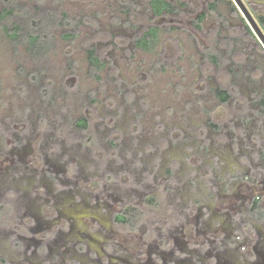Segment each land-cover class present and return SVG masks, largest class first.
<instances>
[{
  "label": "rangeland",
  "instance_id": "obj_1",
  "mask_svg": "<svg viewBox=\"0 0 264 264\" xmlns=\"http://www.w3.org/2000/svg\"><path fill=\"white\" fill-rule=\"evenodd\" d=\"M169 1L174 10L157 17L148 0H0V11L10 3L20 9L0 16V256L7 264H27L11 244L24 236L30 252L29 242L46 231L41 216L55 214L52 193L78 201L82 195L91 203L96 196L114 208L124 188L138 192L136 182L145 174L152 182L149 173L161 160L175 158L168 166L178 178L170 185L190 181V189L198 180L211 184L221 164L229 169L223 159L262 150L261 41L233 0ZM242 2L264 33V0ZM50 10L56 14L45 28L49 45L33 53L25 40L33 28L28 16L45 18ZM16 24L20 36L13 39L3 25ZM152 24L160 26L155 48L135 47ZM88 47L105 60L98 77L89 67ZM218 88L229 91L227 101L215 95ZM80 117L88 119L87 128L76 125ZM157 179L166 213L172 189L164 176ZM213 179L228 186L223 176ZM18 223L31 229L25 233Z\"/></svg>",
  "mask_w": 264,
  "mask_h": 264
},
{
  "label": "flooded vegetation",
  "instance_id": "obj_2",
  "mask_svg": "<svg viewBox=\"0 0 264 264\" xmlns=\"http://www.w3.org/2000/svg\"><path fill=\"white\" fill-rule=\"evenodd\" d=\"M260 143L263 145L261 151L253 147L245 154L241 152L232 161L225 158L223 160L231 162V167L226 169L227 163L222 162L219 172L212 173L214 178H225L229 186H224L225 189L221 184L214 183L213 177L211 184L204 185L198 180L190 189V181H185L180 187L170 185L178 178L174 168L168 166V162L176 161L171 158L169 161L161 160V165L149 173L153 177L151 183L146 182V174L136 182L140 186L138 192L124 188L122 198L114 208L96 196L91 203L82 195L78 201L72 195L65 200L60 192L52 193L50 205L55 214L51 219L41 216L45 224L43 228L46 229L42 237L36 242H29L28 254L24 242H21L24 236L21 240L15 239L11 244L15 252H12L17 259L21 256V260H27V264H156V257H170L174 247L181 250L187 248L186 252L190 255L199 254V248L205 241V227L203 224L199 228L198 240L191 227L196 219L201 218L197 204L209 205L208 194L211 190L214 192L211 196L213 203L223 198L218 205L225 206L230 213L236 212L237 224L241 227L233 237L239 243L240 252L244 256L250 255L255 247L251 241H264V143ZM249 171L252 173L249 174ZM164 172L168 174L164 175ZM45 176L49 177L47 174ZM163 176L169 181L165 187L172 189L169 193H174L164 202L166 213L160 204L159 192L162 189L157 179ZM50 189L48 185L46 191ZM134 194L139 197L137 201L133 199ZM175 194L182 199L176 202ZM189 207L195 209L194 218L181 209ZM32 208H35L34 203L29 206V209ZM28 225L18 223L16 226L23 227L26 233L28 228L31 229ZM50 225L55 226L52 233ZM200 255L203 257V254ZM31 257L36 261H31ZM7 261L0 256V264H7ZM176 261V264H187L184 260Z\"/></svg>",
  "mask_w": 264,
  "mask_h": 264
},
{
  "label": "crops",
  "instance_id": "obj_3",
  "mask_svg": "<svg viewBox=\"0 0 264 264\" xmlns=\"http://www.w3.org/2000/svg\"><path fill=\"white\" fill-rule=\"evenodd\" d=\"M213 193L210 190L209 200ZM209 202V205L199 208L201 218L196 219L191 227L197 240L199 228L203 224L205 227V241L199 248V254L190 255L186 252L187 248L181 250L174 247L170 257H156V264H176V260H184L187 264H264V241H251L255 246L254 250L250 255L244 256L233 237L241 227H238L236 212L230 213L225 206L216 205L211 200ZM195 215L193 210V218ZM163 247L167 248L166 245Z\"/></svg>",
  "mask_w": 264,
  "mask_h": 264
},
{
  "label": "trees",
  "instance_id": "obj_4",
  "mask_svg": "<svg viewBox=\"0 0 264 264\" xmlns=\"http://www.w3.org/2000/svg\"><path fill=\"white\" fill-rule=\"evenodd\" d=\"M149 8L151 10V13L154 16H161L164 13H171L174 9L172 3L169 0H148ZM8 7L1 8L0 16L5 19L11 17V15H14L18 10L16 4H12ZM210 8L215 9V3H210ZM19 7V6H18ZM233 8L236 12H238L237 8L233 5ZM37 12L42 14L41 9L38 7ZM54 11H47L45 18L42 16H38L37 18L33 17L34 15L28 16L30 19V24H32L33 28L32 31H25V40L28 43V47L31 52H35L36 54H41L43 51H45L49 45V40L45 31V28L48 25V22H50L51 19L55 16ZM206 13L202 12L198 15L197 19V25L199 26V22H201ZM260 21L262 25L264 26V15H259ZM46 20V21H45ZM45 21V23H44ZM6 33L10 34V36L14 38H19V31L21 30V26L19 24H16L13 28L6 27V25H3ZM246 28L249 32H251L249 26L246 25ZM160 31V26L156 24H152L148 26L141 35L137 36L134 40L135 47L140 48L142 50L146 51H152L156 44L157 39ZM72 34L65 33L64 36H70ZM214 57V56H212ZM87 58H88V64L89 67L93 71V75L98 77L99 71H101L105 66V60L102 58L96 51L94 47H88L87 48ZM37 77V76H34ZM215 95L220 99V101L225 102L230 98V93L224 88H218L215 90ZM260 104L264 106V98L259 99ZM212 126L217 127L218 124L214 122H210ZM76 125L87 128L88 127V119L85 117H80L76 120Z\"/></svg>",
  "mask_w": 264,
  "mask_h": 264
},
{
  "label": "water",
  "instance_id": "obj_5",
  "mask_svg": "<svg viewBox=\"0 0 264 264\" xmlns=\"http://www.w3.org/2000/svg\"><path fill=\"white\" fill-rule=\"evenodd\" d=\"M233 1L235 2L237 7L239 8V10L241 11L243 16L246 18L247 22L249 23V25L251 26L254 33L259 38V40L261 41V43L264 47V33L260 29L259 25L256 23V21L254 20V18L252 17V15L248 11V9L246 8V6L242 2V0H233Z\"/></svg>",
  "mask_w": 264,
  "mask_h": 264
}]
</instances>
